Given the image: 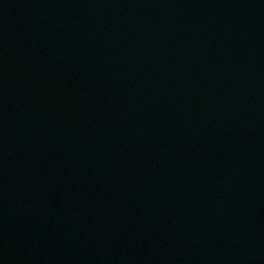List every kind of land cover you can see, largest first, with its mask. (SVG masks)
<instances>
[{
    "label": "water",
    "instance_id": "95a60500",
    "mask_svg": "<svg viewBox=\"0 0 264 264\" xmlns=\"http://www.w3.org/2000/svg\"><path fill=\"white\" fill-rule=\"evenodd\" d=\"M0 264H264V0H0Z\"/></svg>",
    "mask_w": 264,
    "mask_h": 264
}]
</instances>
